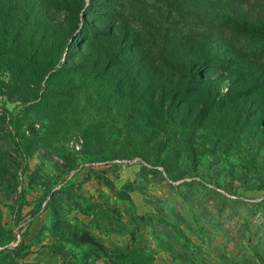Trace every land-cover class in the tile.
<instances>
[{
    "label": "rangeland",
    "instance_id": "rangeland-1",
    "mask_svg": "<svg viewBox=\"0 0 264 264\" xmlns=\"http://www.w3.org/2000/svg\"><path fill=\"white\" fill-rule=\"evenodd\" d=\"M240 26L264 0H0V264H123L130 229L151 264H264V40ZM166 101L170 170L135 126ZM44 209L59 246L29 241Z\"/></svg>",
    "mask_w": 264,
    "mask_h": 264
},
{
    "label": "trees",
    "instance_id": "trees-1",
    "mask_svg": "<svg viewBox=\"0 0 264 264\" xmlns=\"http://www.w3.org/2000/svg\"><path fill=\"white\" fill-rule=\"evenodd\" d=\"M235 31L237 33H244L247 32V36L250 38H253L255 40L261 39L264 40V30L257 31L255 29H250L247 27H237L235 28ZM257 54V51H256ZM255 57V56H253ZM256 58V57H255ZM216 59L214 57L207 58V62L201 63L202 66H207V68L210 69H216L219 65L215 61ZM223 66V65H221ZM95 111H99V107L97 106L95 108V103H93ZM134 112H138V105H133ZM144 109H146L147 114H149L151 120H148L146 125H143L140 123L139 120L135 122V126L139 127V124H141L143 129H140V131L145 130L144 136L141 137L142 144L146 146V152H145V158L149 163H153L154 165H166V168L168 169L170 160H174L177 158V155L179 153V146L180 142L176 141L177 134L173 131H170L169 133L167 131V134L161 138L159 135H155L152 130L155 128L161 126L164 129L168 130H175V128H183V125L180 124L175 120L176 118V105L171 101L166 102H157V103H148L147 105L143 106ZM100 112V111H99ZM133 122V124H134ZM132 124V123H131ZM140 138V137H138ZM187 153L190 152V148H186L183 150ZM170 170V169H168ZM123 264H126L125 262H122Z\"/></svg>",
    "mask_w": 264,
    "mask_h": 264
},
{
    "label": "crops",
    "instance_id": "crops-1",
    "mask_svg": "<svg viewBox=\"0 0 264 264\" xmlns=\"http://www.w3.org/2000/svg\"><path fill=\"white\" fill-rule=\"evenodd\" d=\"M82 170L81 173L78 175L79 180H82L84 178L85 174ZM113 169H107L105 173V178L103 179V183H109L112 181L113 177ZM87 184V185H86ZM85 185L87 188L92 189L97 186V183L95 185L94 178L92 179H85ZM123 183L120 185L116 184L115 188L119 190V192H123ZM126 188V187H125ZM122 190V191H121ZM6 197L9 195H5ZM49 210L44 209L41 212L37 213L30 224L29 227V233L28 238L29 241L31 240L32 243L41 240L37 238L38 236H45V239H43V244H55L54 246H59L61 244L60 241H58V236H55V238H52L48 234V220H49ZM115 238L113 237L111 241V245H114V247L117 248L115 251L119 254V260L121 262H125L127 264H151L154 259L151 255V253L147 250L145 247V239L144 236H138L136 240H134V235L131 229L127 231L123 236L117 237L115 243H113ZM39 242V246L43 245Z\"/></svg>",
    "mask_w": 264,
    "mask_h": 264
},
{
    "label": "water",
    "instance_id": "water-1",
    "mask_svg": "<svg viewBox=\"0 0 264 264\" xmlns=\"http://www.w3.org/2000/svg\"><path fill=\"white\" fill-rule=\"evenodd\" d=\"M80 239H81V241H83V242H89V243H93V244H98V243L95 241V239H94L91 235H89L88 233H84V234H82L81 237H80Z\"/></svg>",
    "mask_w": 264,
    "mask_h": 264
}]
</instances>
